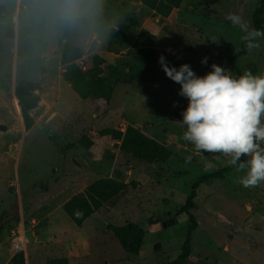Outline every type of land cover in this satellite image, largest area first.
<instances>
[{"label": "rangeland", "instance_id": "rangeland-1", "mask_svg": "<svg viewBox=\"0 0 264 264\" xmlns=\"http://www.w3.org/2000/svg\"><path fill=\"white\" fill-rule=\"evenodd\" d=\"M259 4L184 0L177 14L158 21L133 0H87V12L66 23L62 0H0V123L7 127L0 131V264H18L12 260L16 255L23 264H47L49 258H67L69 264H170L177 258L188 236L184 206L192 184L230 166L231 157L197 150L184 139L179 121L188 100L158 57L163 54L177 67L189 60L191 67H204V74L215 63L235 75L229 57L241 49L245 33L227 16L238 14L253 28ZM142 30L156 35L155 74L145 71L149 37ZM68 42L81 47L83 64L100 55V76L115 87L107 115H97L65 77L61 53ZM259 43L237 59L242 73H264V39ZM187 51L191 54H181ZM19 80L40 84L28 129L15 101ZM132 93L142 99L130 98ZM131 124L153 131L160 140L148 136L164 148L162 154L136 156L124 142ZM250 159L242 156L240 163ZM246 172L234 167L197 188L189 212L198 224L184 264H264V181L245 188L240 178ZM99 178L113 181L121 192L77 226L62 205ZM50 211L58 234L88 238L86 255L69 257L41 238L47 229L39 222ZM129 224L145 230L138 254L127 253L108 228Z\"/></svg>", "mask_w": 264, "mask_h": 264}, {"label": "clouds", "instance_id": "clouds-1", "mask_svg": "<svg viewBox=\"0 0 264 264\" xmlns=\"http://www.w3.org/2000/svg\"><path fill=\"white\" fill-rule=\"evenodd\" d=\"M87 10V0H62L61 18L71 21ZM227 19L245 33L241 40L248 51L261 47L264 30L250 28L235 13H229ZM207 61L203 57L201 63ZM158 62L165 75L180 85L178 94L188 100L179 121L186 129L184 139L197 150L230 156L228 164L238 172L247 169L240 178L245 188L264 181V148L260 145L264 141V73L245 70L237 77L231 69L213 63L211 71L201 76L188 63L171 65L163 54ZM242 156L251 159L240 163Z\"/></svg>", "mask_w": 264, "mask_h": 264}, {"label": "trees", "instance_id": "trees-1", "mask_svg": "<svg viewBox=\"0 0 264 264\" xmlns=\"http://www.w3.org/2000/svg\"><path fill=\"white\" fill-rule=\"evenodd\" d=\"M144 6L154 10L160 16L169 17L174 9L179 8L183 0H138ZM68 21H66L67 23ZM264 27V0H260L253 14V28L263 30ZM141 35L146 33L149 37V43L144 52V64L146 74H155L156 50L154 43L156 35L142 30ZM66 36H70L69 30ZM150 47V48H149ZM148 49H150L148 53ZM147 51V54H146ZM248 52L243 43L241 49L229 57L235 76L242 74V70L237 64V59ZM146 54V55H145ZM82 49L75 43L68 42L64 45L61 53V62L65 67V77L70 81L74 90L82 99H89L93 110L99 116L108 114L112 100L115 95V87L109 83L108 77L100 76L102 73L101 58L99 54L87 60L83 64ZM153 74V75H154ZM40 84L35 81L19 80L15 85V101L21 118L24 121L26 129L32 126L30 111L38 106L40 100L36 94ZM5 124L0 123V131L6 130ZM124 142L133 147L138 157H155L161 155L164 148L158 144L152 137H149L139 128L129 125L125 133ZM169 153V152H168ZM167 158V157H166ZM165 158V159H166ZM235 166H228L213 172L199 176L192 184V191L188 196L184 211L189 214L190 226L188 236L183 243L182 252L170 264H184L191 253V241L193 230L197 227L196 217L189 212L196 206L197 188L201 183L210 179H217L229 172ZM121 192L120 188L111 180L99 178L86 186L82 191L76 193L62 205L63 210L72 219V221L81 226L84 221L94 214L105 203L114 199ZM40 227L48 225L47 219L39 222ZM113 236H115L127 253L138 254L143 243L145 230L132 224L123 226L108 225ZM18 264H23V256L16 255L13 259ZM47 264H69L67 258H49Z\"/></svg>", "mask_w": 264, "mask_h": 264}, {"label": "crops", "instance_id": "crops-1", "mask_svg": "<svg viewBox=\"0 0 264 264\" xmlns=\"http://www.w3.org/2000/svg\"><path fill=\"white\" fill-rule=\"evenodd\" d=\"M133 3H136V4L138 3L144 7V5L138 0H133ZM180 7L174 9V11L172 12V14L170 16H172L175 13V11L177 14L181 10ZM149 10L151 11L152 14L156 15L155 16L156 20L159 21L161 18H164V17L160 16L159 14H157L154 10H152V9H149ZM149 31L158 34V32L153 31V29L149 30ZM156 47H157V49H159L158 46H156ZM181 54L183 56H185L186 54H191V52L187 51V53L185 52V53H181ZM156 59H157V55H156ZM186 63H189V60H187ZM191 68L195 72H197L198 75H201V76L204 75V71H205L204 67L199 66V67H191ZM133 95H135V96H133ZM130 96H132L130 98H133V99H142V98L138 97L139 95H136L135 93H132ZM153 97H154L153 95H149L148 97H146V99H153ZM124 104H122V107L125 106ZM131 125L139 128L145 134L150 135V136H154L155 139L160 140V138L158 136L154 135L153 131H147V130H149L147 126H141L140 124H131ZM53 213H54V211H50L44 216V219L48 220V225L42 226V229H47L46 230L47 232H45V230H44L43 233H40L41 238L42 239L43 238H45V239L49 238V240H47V241H50V244L48 246H50L54 251L59 252V253H64V254L68 255L69 257H73V256L74 257H82V256L86 255L88 253V251L90 250L88 238H79V237L76 238V237L67 236L66 234L65 235L58 234V232L55 229V226L52 227V225L50 224V218L53 216ZM33 221H35V219H33Z\"/></svg>", "mask_w": 264, "mask_h": 264}, {"label": "water", "instance_id": "water-1", "mask_svg": "<svg viewBox=\"0 0 264 264\" xmlns=\"http://www.w3.org/2000/svg\"><path fill=\"white\" fill-rule=\"evenodd\" d=\"M171 222H169V224H170ZM165 224H166V222H165Z\"/></svg>", "mask_w": 264, "mask_h": 264}]
</instances>
